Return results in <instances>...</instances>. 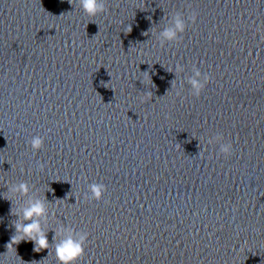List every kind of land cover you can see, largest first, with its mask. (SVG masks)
Segmentation results:
<instances>
[{
	"label": "water",
	"instance_id": "water-1",
	"mask_svg": "<svg viewBox=\"0 0 264 264\" xmlns=\"http://www.w3.org/2000/svg\"><path fill=\"white\" fill-rule=\"evenodd\" d=\"M103 2L0 0V264H58L80 232L76 264H264V0ZM177 13L185 32L160 43ZM36 200L48 249L6 256Z\"/></svg>",
	"mask_w": 264,
	"mask_h": 264
},
{
	"label": "clouds",
	"instance_id": "clouds-1",
	"mask_svg": "<svg viewBox=\"0 0 264 264\" xmlns=\"http://www.w3.org/2000/svg\"><path fill=\"white\" fill-rule=\"evenodd\" d=\"M69 4L73 3V0H68ZM79 7L81 10L90 17H95L98 14L105 12V5L103 0H78ZM197 19V13L191 12L187 16V22L189 24L195 23ZM172 25L170 27L164 28L160 32V37L162 40L160 43H178L180 37L185 32L187 24L185 22V18L177 13L172 17ZM144 35H148V33H144ZM183 67L179 64L175 67V72H182ZM211 77L208 74H203L201 71L194 67L193 75L189 77L187 83L191 88V95L195 97H199L205 86L210 82ZM177 96L180 95L179 91L176 93ZM143 102V101H142ZM214 139H219L216 137ZM212 141H210L211 143ZM29 144L33 153L39 151L43 147V137L37 135L33 136ZM219 153L224 154L225 156L232 154V144L226 143L221 144L219 148ZM43 165H39V170H43ZM13 193L20 192L22 194H27L28 185L26 183H20L19 185L13 186L11 188ZM106 191V187L102 183H91L88 185V193L84 196V199L88 201H97L99 202L104 193ZM45 206L44 203L40 200H36L31 203L29 207L23 209V223H18L14 225L15 233L11 236L10 241L6 244V253L8 256L10 253L12 255L20 257L16 253L15 245H18L21 241H31L34 245L33 252L39 253L43 250L48 249L49 241L46 233L42 230L39 220L36 217H41L45 215ZM88 238L87 232H80L78 235L73 233H69L64 236L55 247V257L58 261V264H76L78 260H80L84 256V249L86 246V241ZM21 260V259H20ZM22 261V260H21Z\"/></svg>",
	"mask_w": 264,
	"mask_h": 264
}]
</instances>
